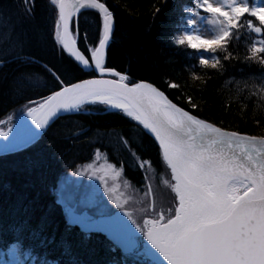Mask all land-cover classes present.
Here are the masks:
<instances>
[{"label":"snow or ice","instance_id":"1","mask_svg":"<svg viewBox=\"0 0 264 264\" xmlns=\"http://www.w3.org/2000/svg\"><path fill=\"white\" fill-rule=\"evenodd\" d=\"M50 3L48 41L53 50L67 54L91 72L89 78L69 79L56 65L45 66L53 76L52 86L47 94L27 99L21 109L31 126L22 120V131H16L12 117L0 120V154L38 146L60 112L79 111L85 104L104 105L137 122L135 126L149 136L164 166L169 199L158 202L156 189L145 178L142 204L132 207L115 184L119 171L114 172L110 186L103 166L89 165L73 174L100 180L107 203L96 199L94 193L77 200L65 199L57 192L55 203L63 205L65 214L58 242L60 256L37 259L21 250L20 240L25 235L38 239V247L48 249L57 243V228L52 227L49 234L51 221L39 212L38 194L33 200L17 196L0 207V223L10 224L18 233L17 242L9 245L4 240L7 250L0 252V264H144L140 258L145 255L157 257L156 264H264V134H251L223 119L202 118L192 111L203 109L193 95L184 97L186 108L173 102L155 82L135 80L110 66L106 57L114 36L115 13L107 0ZM24 4L22 25L35 19L34 0H24ZM84 9L94 10L98 16L95 40L80 30ZM161 10L156 8L153 15ZM183 13L189 26L200 21L212 26L204 32L197 28L184 31L175 39L176 45L195 50L202 74L194 70L193 79L206 87L213 75L226 73L241 62L258 64L260 77L236 82L248 92L243 95L238 87L236 106L244 112L253 99L264 106V0H190ZM245 29L255 38L241 55L237 41ZM19 35L25 38L21 45L26 43L27 31ZM166 86L179 87L175 82ZM254 119L264 128V114ZM146 163L141 160L139 167ZM74 226L83 234L79 243L70 239ZM101 233L105 234L102 238L109 258L82 259V245L90 234Z\"/></svg>","mask_w":264,"mask_h":264},{"label":"trees","instance_id":"2","mask_svg":"<svg viewBox=\"0 0 264 264\" xmlns=\"http://www.w3.org/2000/svg\"><path fill=\"white\" fill-rule=\"evenodd\" d=\"M115 13V31L107 51L106 62L117 70H123L133 79L153 81L169 95L173 102L187 108L184 97L193 95L203 104L202 110L193 109L194 114L210 121L224 120L251 134H264V128L255 123L257 114H264V106L257 100L241 112L236 106L237 89L248 95L243 84L236 82L260 77L258 64L243 62L230 68L226 73L213 75L207 86L193 79L192 72L202 74L195 50L176 45L175 39L184 31L192 30L184 19L183 7L190 0H107ZM35 19L23 25L20 18L26 6L24 0H0V120L12 117L14 122L23 111L27 99H36L47 94L52 86L53 76L45 66L56 65L66 78H88L90 71L76 65L67 54L54 51L48 41L51 26L50 0H34ZM156 8L162 9L159 13ZM81 32H87L90 39L98 38V16L94 10L84 9L79 17ZM27 31V42L19 35ZM255 35L243 30L238 38L241 55ZM175 82L178 88L166 85ZM259 84L260 81L256 80ZM229 102L232 106L228 107ZM221 104L225 108H221ZM246 113V115H245ZM12 122V123H13ZM137 122L99 104H85L77 112L59 117L47 129L38 146L0 156V207L10 203L17 196L33 200L39 195V212L46 214L52 227L57 228V243L48 249L38 247V239L29 235L21 238V250L37 259H55L62 248L58 245L63 232L65 214L63 205L55 203L61 183L73 179L74 172L84 171L94 161L111 164L110 175L119 171L115 180L128 184L142 192L145 178L153 185L161 182L164 166L157 158L156 149ZM97 149L99 151L97 152ZM95 159V160H94ZM141 160H146L143 168ZM41 161L39 166L37 162ZM82 176V175H80ZM84 176V175H83ZM70 177V178H69ZM167 177V176H166ZM169 189L166 197L169 199ZM0 252L7 250L4 244L17 242L16 229L10 224L0 223ZM83 234L74 226L70 239L79 243ZM104 234H90L82 245V259L107 260L111 255L106 248ZM47 253V255H45ZM131 258V257H129ZM144 264H156L140 258Z\"/></svg>","mask_w":264,"mask_h":264},{"label":"rangeland","instance_id":"3","mask_svg":"<svg viewBox=\"0 0 264 264\" xmlns=\"http://www.w3.org/2000/svg\"><path fill=\"white\" fill-rule=\"evenodd\" d=\"M211 25L207 23V21H200L198 25L193 26V28H197L199 31L204 32L205 30L211 29ZM8 118L4 121H7ZM13 122V121H12ZM6 127V126H5ZM95 160V159H94ZM102 165L104 171L107 172L106 179L111 186L113 184L112 175H110L111 168H108V165L106 162L103 161H94V165L92 166H98ZM70 178V177H69ZM163 183V190H161V182L159 184L155 183L153 180V187L156 189V195L158 202H167L168 199L166 197L168 191L167 184L165 181L167 180V177L165 174H162L159 176ZM115 184L118 188V192L123 194V197L128 200L129 204L132 207H140L144 198V192H137L132 187H130L128 184L125 186L122 184H119L117 180H115ZM59 192H62L65 199L69 197H75L77 200L86 197V195L93 194L95 195V198L98 200H101L105 203H107V197L104 196L103 192V186L101 185L100 180L96 179L95 177L89 176V175H82L78 176L75 175L72 179H66L61 183ZM108 207H113L111 204H108ZM146 256V255H145ZM143 256V257H145Z\"/></svg>","mask_w":264,"mask_h":264},{"label":"bare ground","instance_id":"4","mask_svg":"<svg viewBox=\"0 0 264 264\" xmlns=\"http://www.w3.org/2000/svg\"><path fill=\"white\" fill-rule=\"evenodd\" d=\"M109 108V107H108ZM110 110H116V109H112V108H109ZM74 111H72L71 113H73ZM62 116V115H61ZM60 116V117H61ZM59 118V117H58ZM57 118V119H58ZM56 119V120H57ZM24 121V122H26L28 125H30L31 124V122H30V120L27 118V116L24 114V113H22L19 117H18V119L16 120V123L15 124H13V126L15 127V129H16V131H22V129H21V127H20V125H21V121ZM55 120V121H56ZM2 155H5V154H2ZM2 155H0V156H2Z\"/></svg>","mask_w":264,"mask_h":264},{"label":"water","instance_id":"5","mask_svg":"<svg viewBox=\"0 0 264 264\" xmlns=\"http://www.w3.org/2000/svg\"><path fill=\"white\" fill-rule=\"evenodd\" d=\"M82 67V66H81ZM85 71H89L90 69H84ZM89 78V77H88ZM63 114H65V112H60V113H58L57 114V117L56 118H54V121L58 118V117H60L61 115H63ZM53 121V122H54ZM53 122H50V124H52ZM29 126H31V124L29 125ZM0 143H2V141H0ZM0 155H2V154H0ZM105 235V234H104ZM146 257H149L152 261H154V262H156V259H157V257H153L152 255H146Z\"/></svg>","mask_w":264,"mask_h":264}]
</instances>
